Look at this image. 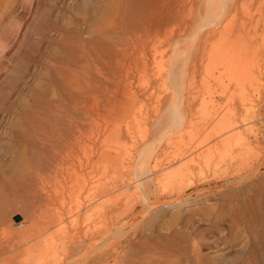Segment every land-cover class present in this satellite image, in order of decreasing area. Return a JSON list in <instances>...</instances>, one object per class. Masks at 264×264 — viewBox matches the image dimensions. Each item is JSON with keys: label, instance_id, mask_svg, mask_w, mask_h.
I'll use <instances>...</instances> for the list:
<instances>
[{"label": "rangeland", "instance_id": "rangeland-1", "mask_svg": "<svg viewBox=\"0 0 264 264\" xmlns=\"http://www.w3.org/2000/svg\"><path fill=\"white\" fill-rule=\"evenodd\" d=\"M205 11V0H0V264L48 260L46 240L58 228L50 227V209L63 202L81 209L89 181L116 177L104 162L150 135L149 123L173 100L172 85L156 74L169 67L172 50L178 48L182 56L176 72L182 67L188 78L193 74L194 112L209 107L215 93H208L206 83L232 66L209 56L201 25ZM262 81L247 89L263 92ZM263 125L257 126L264 141ZM205 127L200 122L189 130L197 134ZM96 132L105 140L99 143ZM90 149L98 162L93 170L85 163ZM250 159L260 163L258 173L245 181L224 184L211 175L210 187L187 188L180 199L161 197L142 219L153 229L129 234L131 242L203 239L208 262L238 263L247 252L234 215L256 206L254 197L264 182V147ZM170 174V179L200 178L197 169L187 167ZM128 204L116 212L128 207L125 220L141 207L135 202L130 211ZM112 208L99 201L90 207L97 214ZM172 214L178 218L165 228ZM186 217L192 220L185 222ZM241 229L249 230L246 221Z\"/></svg>", "mask_w": 264, "mask_h": 264}, {"label": "bare ground", "instance_id": "bare-ground-1", "mask_svg": "<svg viewBox=\"0 0 264 264\" xmlns=\"http://www.w3.org/2000/svg\"><path fill=\"white\" fill-rule=\"evenodd\" d=\"M205 1L206 14L201 25L206 26L209 56L225 60L226 65L232 66L206 83L208 93H215L210 96L209 107L198 114L194 112L190 99L193 74L190 73L188 78V69L185 71L182 67L176 72L175 64L182 56L178 48L172 50L169 67H162L166 70L156 71V74L162 83L167 80L168 85H172L169 93L174 101L170 100L163 110L157 111L149 123L152 131H149L150 135H144L142 142L135 140L137 144L127 151L125 149L129 147H124L126 152L118 150L104 162L103 166L111 168L116 177L107 182L89 181L81 209L66 208L64 202L60 207L50 209V227L58 228L46 240L49 259H39L37 264H215L208 262L206 253H202L203 239H182L172 244H154L138 238L131 242L130 239L131 234L153 229V223L142 219L158 205L161 197L175 195V199H180L185 196L187 188L198 192L211 184V175L224 184H233L258 173L260 163L250 162V157L256 149L264 147L257 126L264 124V89L263 92H252L247 87L264 80V0ZM241 60L246 63L237 66ZM212 73L211 69L209 74ZM184 90L189 94L186 95ZM236 90L240 92L234 95ZM200 122L206 125L204 131L190 133L189 129ZM72 124L75 125V121ZM96 134L98 141L105 140L100 132ZM72 151L70 153L75 154ZM93 151L90 149V153ZM85 154V163L95 169L98 162L91 157L95 153L88 154L90 157ZM173 165L176 167L168 171ZM183 167L197 169L200 178L193 181L189 176L186 178L187 174L182 176L184 178L180 175V180L175 179L176 176L174 179L167 177ZM204 170L207 175L203 174ZM254 198L257 207L251 212L247 210L246 214L238 209L234 215L235 229L244 234L243 246L247 252L236 264H264V182ZM97 201L101 206L109 202L113 208L93 213L90 207ZM127 202H130V211L135 202L141 207L125 220L128 207L121 213L116 212ZM6 203L10 205L9 199ZM177 218L176 214L164 218L165 228ZM191 218L186 217L185 222ZM244 221L249 230L243 232Z\"/></svg>", "mask_w": 264, "mask_h": 264}, {"label": "water", "instance_id": "water-1", "mask_svg": "<svg viewBox=\"0 0 264 264\" xmlns=\"http://www.w3.org/2000/svg\"><path fill=\"white\" fill-rule=\"evenodd\" d=\"M15 219L16 220H19L20 219V216L19 215L15 216Z\"/></svg>", "mask_w": 264, "mask_h": 264}]
</instances>
